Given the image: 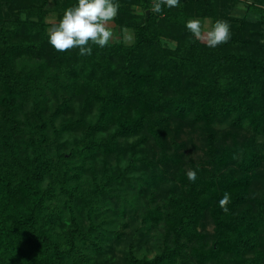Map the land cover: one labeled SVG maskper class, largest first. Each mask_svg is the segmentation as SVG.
<instances>
[{
    "label": "trees",
    "instance_id": "1",
    "mask_svg": "<svg viewBox=\"0 0 264 264\" xmlns=\"http://www.w3.org/2000/svg\"><path fill=\"white\" fill-rule=\"evenodd\" d=\"M117 2L120 8L114 21L131 28L133 42L96 46L91 56H80L78 49L72 54L52 48L49 57L56 72L62 62H66L65 75H78L88 65L89 75L98 72L109 80L98 99L96 120L78 126L80 134L68 147V155L59 151L57 138L81 121L52 126L57 108L64 111L70 106L63 93L48 121L51 138L43 135L45 123L40 120L28 139L32 157L18 158L17 144L11 140L20 131L18 105L43 89L32 87L40 73H23L22 67L20 73L15 60L38 45L14 40L16 28L0 27V121L5 123V129L0 124V264H264V150L256 137L264 135V45L242 33L261 24L260 18L247 14L242 28L231 29L227 43L209 48L190 35L185 23L206 17L214 23L222 17L228 0H184L178 7L164 6L161 13L150 11L153 0ZM45 4L44 0L35 8V22L22 21L29 23L26 28L31 36L42 39L46 37ZM215 119L229 121L231 131L225 136L231 144L216 140L209 131ZM186 120L208 128L209 136L200 147L205 151L202 161L188 165V170L197 172L195 182L189 181L188 170L183 168L176 176L167 171L169 166L177 168L182 156L177 150L163 149L166 129L172 124L182 128ZM238 128L249 130L250 138H236L232 130ZM144 131L161 148L159 158L150 163L157 168L153 182L166 181L168 175L175 183L163 202L146 205L143 214L138 213L140 227L122 250L124 256L109 257L105 263L102 259L121 239L120 231L86 225L80 222V214L86 209L104 221L116 222L117 198L126 185L123 172L108 160L121 151L118 138ZM130 157L128 166L138 162ZM44 180L48 182L42 187ZM84 180L89 186L76 190ZM142 181L144 186L149 183ZM256 181L263 187L261 193L255 189ZM54 192H69L78 211L69 217L64 246L54 236L59 212L46 202ZM225 192L231 198L228 212L218 203ZM80 196L83 202L77 204ZM126 203L136 210L132 201ZM208 221L213 231L204 234L201 230ZM159 222L165 228V240L158 252L152 257L139 255L137 249L148 229ZM247 252L254 256L248 257Z\"/></svg>",
    "mask_w": 264,
    "mask_h": 264
},
{
    "label": "rangeland",
    "instance_id": "2",
    "mask_svg": "<svg viewBox=\"0 0 264 264\" xmlns=\"http://www.w3.org/2000/svg\"><path fill=\"white\" fill-rule=\"evenodd\" d=\"M43 1L44 0H0V27L4 26L8 29L16 28L17 36H14V40L33 43L35 46L36 44L38 45L37 49L35 48L32 52L20 56L18 60H15L17 63L16 68H20L18 69L20 73L21 67L23 73L30 75H34L35 72L40 73L34 77L35 80L34 83H32V87L35 89L36 85L43 89L42 93H37L36 97L34 95L27 96L23 103L17 104V118L21 123L19 125L20 131L14 135L12 134L11 140L17 144L15 149L21 161H23L25 157L27 159L32 157V146L28 145V139L29 136L35 132L34 126L37 125L40 120H43L45 123L44 130H42L44 134H42L51 138L52 127L48 125V121L50 120L53 110L57 108L55 105H57L59 94L62 95L63 93L69 98L70 106L64 111L58 108L57 112L54 111L56 116L54 115L51 119L52 126L58 127L62 122L73 121L77 118L81 121V125L75 126L69 132H62L57 138V144L61 145L59 146V151H63V154L66 153L68 155V147L80 134V127L93 123L96 120L99 108L98 99L105 94V89L109 84L107 75H102L98 72L89 75L91 67L88 65H85L82 71L75 76L70 74L65 75L66 62H62L59 67L57 66L58 72L54 70L56 65L54 63L51 64V60L49 59L53 46L48 42V29L53 22L62 18L66 8L74 6V3L77 4L78 0H45L46 4L43 8L46 9L44 17L46 37L42 39L40 36H31L26 28L30 25L27 22L26 24L28 25L22 23L24 20H21L20 14L26 12L28 17L26 21L31 23L35 22L37 20L35 8L40 6ZM183 1L184 0H180V4ZM249 5L252 6L250 7ZM226 7L224 8L225 11L221 13L220 16L222 17H220V19L228 21L231 25V29L234 28L237 30L238 28H242V24L246 23L244 20L249 14L252 19L259 17L261 24L251 26L243 30L242 33L251 34V37L245 38H252L258 42V45H264V0H228ZM257 7L259 9H257ZM250 8L252 12L248 11ZM136 11L141 13L140 9H136ZM201 20L212 23L209 17ZM111 28L114 33L113 39L110 42L111 44L119 42L130 44L133 42L134 34L130 27H120L113 21ZM190 35L192 36L191 33ZM95 47L96 45H92L93 49ZM75 51H77V49L69 50L72 54H74ZM94 56L98 58L97 54ZM123 109L127 110V108ZM128 112L130 111L128 110ZM185 122L182 128L181 126L177 127L172 124L171 127L166 129L163 138V142L166 144L163 148L165 151L171 153V151L177 150L182 156L179 163H177V168L175 166L168 167L167 171L170 174H175V176L178 175L182 168V170H188V165L190 163H194L195 165L202 161L205 151L200 150V147L203 146V142L206 140L205 138L209 136L207 135L208 128L206 126H201L200 123L194 124L187 120ZM0 124L1 129H5V123L0 121ZM209 131L216 136V140L219 139L220 142L231 144V140L225 136L226 132L230 133L231 131V125L228 120L215 119L210 124ZM232 131L237 133L236 138L238 137L239 139L250 138L251 135V132L245 128H238V130L233 129ZM256 137L261 141L260 148L264 150V135H257ZM118 141L121 151L117 154H112L108 160L109 163L115 164V166L123 172L121 178L123 179V184L126 185L124 190L120 192L121 196L119 199L117 198L118 219L115 223L113 219L111 222L108 220L104 221L101 219V215L97 213H92L91 215L86 209L81 211L80 214V222L86 223V225L94 224L97 229L106 230L108 227H111L120 231L119 237L121 239L112 247L111 253L104 255V259H102L104 262L109 261V257L113 260H117L124 256L122 250L129 246L128 243L131 241L134 229L140 227L139 216L146 210V205L152 207L153 205L163 202L164 195L168 191L169 186L175 183V178H172V176L168 177V175L166 181L162 179V182H153L154 179L152 177L156 175L154 171H156L157 168L152 167L153 163H150L159 158L161 148L154 143L152 136L148 134V132L144 131L127 139L121 137L118 138ZM53 149L55 151L56 147ZM131 155L132 158H135L138 162L128 166ZM152 170L153 172H151ZM142 179H148V185L146 183V186H144ZM47 182V180H44L41 186L44 187ZM72 182L73 180L70 179L69 183L71 184ZM77 185L75 189L81 190V187L85 188L89 186V183L87 180H84L80 181ZM254 186L258 193L262 192L263 187H261L260 182L256 181ZM54 195L46 202L47 205L50 206L49 208L56 206V210L59 212L60 217L56 220L54 236L57 237L62 246H64L62 238L65 236L69 217L71 214L78 215V211L73 205V199L69 195V192H63L61 194L54 192ZM126 200L132 201L136 210L134 208L131 209L132 207L126 203ZM79 201L83 202L81 196L77 199V204H79ZM111 202L113 201L111 200ZM95 205L97 206L98 204ZM95 214L98 216H95ZM109 217L111 216L106 217V219ZM164 231L165 228L161 222L150 227L145 236V241L141 243L140 248L137 249V253L146 257H152L157 253L158 248H160L159 244H162L161 242L165 240ZM201 231L204 234L212 233V223L210 221L206 222L205 229ZM246 255L251 258L254 256V253L247 252Z\"/></svg>",
    "mask_w": 264,
    "mask_h": 264
},
{
    "label": "clouds",
    "instance_id": "3",
    "mask_svg": "<svg viewBox=\"0 0 264 264\" xmlns=\"http://www.w3.org/2000/svg\"><path fill=\"white\" fill-rule=\"evenodd\" d=\"M179 4L180 0H153L150 11L161 13L164 6L173 8ZM119 8L117 0H78L76 5L65 9L62 18L51 24L48 42L58 52L78 49L80 56H91L92 45L104 48L112 41L114 33L111 24L118 16ZM20 18L26 20L27 13L22 12ZM185 27L196 40L209 48L225 44L231 38V25L223 19H217L214 23L200 18L189 19ZM187 178L195 182L197 172L189 169ZM230 200L228 192L219 200V206L224 212L229 211L227 205Z\"/></svg>",
    "mask_w": 264,
    "mask_h": 264
}]
</instances>
